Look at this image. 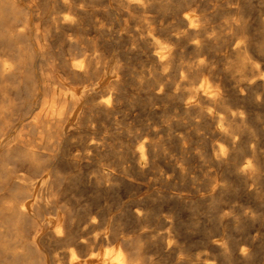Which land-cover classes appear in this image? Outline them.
Masks as SVG:
<instances>
[{
  "label": "bare ground",
  "instance_id": "obj_1",
  "mask_svg": "<svg viewBox=\"0 0 264 264\" xmlns=\"http://www.w3.org/2000/svg\"><path fill=\"white\" fill-rule=\"evenodd\" d=\"M151 1L126 0V10L121 9V13L134 16L145 14L152 6L155 7ZM233 6H237V3ZM88 9L80 0H0V84L6 86L8 83L22 82L30 101L41 99L40 110L33 112V115H24L20 118L18 126L22 129L20 133L12 136V139L6 140L0 127V135L4 138L0 143V177L1 179L4 176L11 177L10 174L14 173L12 181L18 184L24 181L13 189L11 196L0 197V213L3 215L0 226L5 227L7 235H14L13 239L0 241V252H3L1 260L5 263L49 264L41 254L34 255L35 252H39L38 242L48 246L70 243L69 264H147L149 258L141 251L143 245L158 250L165 247L170 250L175 248L171 234L173 230L155 237L149 231L141 232L137 236L131 234L128 228H140L150 218V214L141 207L129 208L123 213L126 227L109 218L106 213L102 211L94 213L91 209H85L79 219L73 222L71 209L62 204L61 195L59 196L61 193L58 184L64 177L59 175L56 167L61 164L68 165L69 168L72 166L73 169L96 166L97 173L93 181L99 187L120 188L130 184L149 188L152 182L150 178L148 182L145 181L146 177L155 173L163 154L161 145L149 136L157 133L153 129H149L147 135H137L138 148L131 150L130 145L126 146L117 160L110 164L103 161L106 152L102 148L103 141L96 138L88 143L86 152L73 153L70 147L67 149L62 147L63 150L60 152L58 143L71 135L72 130L78 131L85 123L89 112L110 117L121 106L118 105V101L124 67L119 62L113 64L104 62L105 55L104 57L98 55L91 49V42L87 36H83L85 24L91 16V10ZM106 9L102 11L105 18L110 20L113 13ZM190 9L192 11L194 8ZM119 12L117 13L120 14ZM177 16L176 14V18ZM235 20L226 25L231 29H238L239 24ZM207 22L205 17L194 18L185 11L180 18L179 30L174 29L175 33L167 32L170 44L165 45H163L165 41L163 43L159 41L160 34H157L159 28L154 24L143 27L139 32L140 36H144L140 42L138 41L140 53L149 54L153 51L146 60H143L148 66V77L142 86L147 88L145 98L172 103L175 113L180 116V119L174 121L180 127L174 131L175 133L170 132L174 140L181 143L187 136L188 141H191L189 138L196 134L201 141L200 149L193 153V158L201 163L199 166L187 167L179 164L177 159H169L168 166L174 174L171 176L165 171L155 179V182L163 184L164 195L169 201L184 203L192 208L207 202L216 206L221 212L218 226L223 237H215L211 243L212 247L223 260L232 259L234 255L235 258L246 260L253 240L251 225L254 215L251 208L231 206V197H235L234 195L259 199L263 197L264 174L261 172L263 154L252 145V139L259 131L251 130V143L249 134L243 133L248 129L247 123L250 120L253 122L252 119L257 117V114L237 111L234 105L251 104V108L264 106V103L256 100L257 92L264 90V73L260 68V65L264 64V45H249L250 41L234 42L228 36L230 34L225 41H215L209 36L210 27ZM106 23L101 27L95 26L103 35L116 34L121 39L123 35L119 31L121 24ZM262 25L264 26V21ZM127 35L126 38L131 34ZM53 40H60L62 48L68 47L70 56L58 64H52L49 70L45 67L50 66L49 63L52 62L49 51L51 44L48 46V42ZM171 41L179 48L174 49L175 44ZM93 43L95 44V41ZM184 44L189 45L192 56L188 55L189 51L186 52V48L184 51L181 50ZM220 53L223 58L232 61L231 69L218 78L220 82H225L222 91L218 92L213 88L217 77L208 61ZM252 53H256L258 59H254ZM36 58L40 59L43 70L36 68ZM237 68H243V73L235 74ZM45 70L52 71L59 77L63 75L64 78L59 81V85L54 86L56 78ZM40 77L43 83L40 89L42 93L38 91ZM66 80H71L77 86L66 87ZM0 97V103L7 108L5 104L10 102L8 96L3 92ZM175 99L176 101H173ZM2 110L0 109L1 113ZM258 122L260 124L257 129L264 134V121L260 119ZM170 124L167 127L168 131L171 129ZM25 129L33 130L36 138L28 139L21 132ZM207 133L209 137L206 136ZM87 136L88 134H84L81 137L82 141H85ZM213 137L218 138V141L211 142ZM14 141H17L16 146L13 145ZM9 165H14L13 169L9 168ZM176 176L183 180L184 189L175 186L179 185L175 180ZM164 222L171 225L170 229L173 227L172 217L164 218ZM233 229L242 236L241 241L248 244L241 246L240 252L234 255ZM166 238L169 240L166 241ZM242 242H238V245ZM111 244L116 246L109 248ZM103 246L105 250L94 254ZM82 254H87L89 258L86 257V260L82 261L80 259ZM200 264H214V261L205 259Z\"/></svg>",
  "mask_w": 264,
  "mask_h": 264
},
{
  "label": "rangeland",
  "instance_id": "obj_2",
  "mask_svg": "<svg viewBox=\"0 0 264 264\" xmlns=\"http://www.w3.org/2000/svg\"><path fill=\"white\" fill-rule=\"evenodd\" d=\"M152 1L151 2L154 4L155 7L152 6L153 8L151 7L148 10L147 13L149 15L145 13L142 15L134 16L129 13H121V9L124 8L126 10V0H104V2L100 0H80V3L85 6V8H89L88 10H91V16L85 24L86 30L84 29L83 34V36H87V39H89V41L91 42V49L95 51L98 55H103V57L105 55V59L103 58V61L105 60L104 62H108L109 64L119 62L124 67L122 69V86L124 89L122 88V86L119 89V93H121L123 96L120 94V101H118V105L121 106L113 116L108 117L100 113L94 114L96 112H93L92 114V112H89L86 116L85 123L78 129V131L72 130L71 135H68L64 138V140L61 141V143H58V147L60 145L59 148H61L60 152L63 150V148L67 149L69 147L72 148L73 153L77 151L86 152L88 143L93 138L99 139L100 141H103L102 148L106 151L103 155V158H105L103 159V161L107 164H110L117 160L119 154L126 148V146L130 145L131 150L138 148L139 141L137 142L136 140L137 135H147L149 129L156 130L157 133L155 135L149 136H152L153 141L161 145V150L163 151V154L157 164L155 173H151L149 174V176L146 177L145 181L148 182L150 178L152 185L149 188L131 186L130 184H125L123 185V187L121 186L120 188L99 187L93 181V177L97 173L96 166H83L82 168L75 167V169H73L74 167L72 166H70L69 168L68 165L61 164L57 166L56 169L59 175L64 177L58 184V189H60L59 193H61L59 194V196L61 195L60 198L62 199V204H66L67 207L71 209V219L73 220V222H76L79 219L80 215L85 209H91L94 213L101 211L106 213L109 218L114 219L118 224L123 227L127 226L125 224V218L123 217V213H125V211L129 208L131 209L141 207V209L150 214V218L140 228H128L131 234L133 236H137L141 232L149 231V233H151V235L155 237L169 230H173L171 234L173 235L172 240L175 246V248L171 249V251L166 247L162 250H158L152 246L143 245L141 247V251H143L149 258V262L147 264H200V262L205 259H212L214 261V264H264V192L263 197L260 199L248 198L244 195H234L235 197H231V206L236 205L245 209L251 208V212L254 215V221L251 225L253 240H251V251L249 252V257L246 260L241 258H235L234 254L240 252L241 246L248 244L247 242H242V236L238 235L237 231H234L233 229L232 231L233 238L235 239V247L233 248L232 254L234 256H232V259L223 260L219 255L218 251L214 250L211 244L215 237H223V235L219 233L220 230L218 226V221L221 212L218 210V208L210 204L209 202L205 204H200L196 208H192L184 203H175L169 201V199H167L164 195L165 187L163 186V184L155 182V179L161 173H165V171H167L171 176L172 174H174L171 168L168 166L169 159H177L179 164H183L187 167H197V165L199 166L201 163L199 162V160L196 161L193 158V153L195 151L197 152L200 149L201 141L199 136H196V134L192 138H189V140L191 141H188V137L185 136V140L183 141L184 143H179L178 141L174 140L172 137V133L170 132L177 131V128L180 127L177 123L174 122L177 119H180V116H177V114L175 113V109L171 105L172 103L170 101L161 102L159 100H156L154 98L152 99L149 97L145 98L147 97V95L145 96V94H147V88H142V86L144 84L145 78L148 77V66H146V61L143 60H146L150 56V54L153 53V51L149 54H142L140 53L138 46L140 39L144 37L143 35L140 36L139 32L142 31L143 27L153 26V24L155 27L159 28V31L157 32V34H160L158 35L159 41L161 43L165 41L163 45L170 44V39H167V32L170 31L171 33H175L179 30L180 18L185 11H188L191 15H193L194 18L205 17V22L208 21L207 23L210 27L209 36L215 41H225L226 38L228 39L230 37L233 39V41H240L242 43H247L250 41V43H248L249 45H264V26L262 25V21H264V0ZM236 3L237 6H233L236 5ZM191 7L194 8L192 9V11L190 9ZM106 8L113 13L111 14L110 20H107L105 18L106 16L102 11ZM93 9H95L96 12L93 11ZM221 9L223 11H221ZM117 12H119L120 14H118ZM176 14L178 15L177 18ZM152 17H154L155 20ZM125 19L127 22L125 21ZM94 20H96V22ZM131 20L134 22V24ZM232 20L238 22V29H231L229 25H226V23ZM105 23L108 25L109 23L121 24L119 31L121 32V34L123 33L122 38L120 39V36H116V34L103 35L102 33H100L96 26L101 27ZM126 23L132 26L128 24L126 25ZM93 25L94 28H92ZM157 25H159L160 27H158ZM44 28L45 26L43 25V29ZM225 31L227 34L225 33ZM127 34L131 35L126 38L125 36H128ZM137 37L139 38V40ZM55 41L56 40H53L52 42L50 41V43L48 42V46L51 44L49 47V51L52 56V62L50 61V66L45 65V67L49 68V70L52 64H58L66 57L70 56L68 47L62 48L60 40L56 42ZM94 41L95 44L93 43ZM251 41H253V43H251ZM122 44H124L125 47ZM173 44H175V42H173ZM177 48L179 47L175 44L174 49ZM181 48V50L183 51L186 48L185 51H189L188 55H190L191 50L188 44H184V46H182ZM101 49H103L102 53ZM221 53L219 55H216V58L215 56H212L208 61L212 65L211 67L213 68L214 73L217 77V82H215L214 85L217 84L215 86L219 87L220 90H217L214 85L213 88L218 92L222 91L225 84V82L223 81L220 82L218 78L224 76V73L231 69L230 63L232 61L231 59L223 58ZM252 55L254 59H258V55L256 53H252ZM107 56L109 57V60L107 59ZM35 66L38 70H43V65L39 58L35 59ZM260 66L262 72L264 73V64ZM49 70H45V72L48 71V74L51 72L50 75L52 74L51 76L56 78L53 85H59V81L61 79L63 80L64 76L61 75L59 77L57 74ZM243 71V68H237L234 73H243ZM66 81V87L77 86L71 80ZM21 83L12 82L8 83L6 86H2L0 84V96L3 92H5L10 100L9 104H5L7 108L3 107V104L0 103V109H3V113L0 112V127L3 129L2 133L5 134L6 140L12 139L17 133H20L22 127L18 126V121L22 116L33 115V112L35 113L41 108V105L39 104L41 99H32V101H30L26 95L24 83ZM42 84L43 83L40 77L38 79V91L41 93L42 91H40V89ZM259 91L262 92L259 93ZM259 91L256 94V100L263 104L264 90ZM173 101H176V99ZM240 104L241 105H234V109H236L237 111H245L247 114H257V117H253V122H251L250 120L247 123L248 129L243 133L245 135L249 134L251 143V130H254L256 132L259 131V133H257L256 136L253 137L252 145L263 154V165L261 166V172L262 174H264V134L262 133L263 131L260 132V129H257L260 124V122L258 121L260 119L264 121V106H257L251 108V104ZM156 109H160L162 111L157 112ZM169 124L171 126V129L168 131L167 127L169 126ZM21 132L26 135L28 139L36 138L33 130L25 129ZM261 133L263 136L261 135ZM84 134H88V136L87 138H85V141H82L81 137ZM206 136L209 137V134L207 133ZM3 139V136L0 135V143H2ZM217 141L218 138L213 137L211 142L215 143ZM16 142L17 141L13 142L14 146H16ZM185 147L189 150H187ZM13 166L14 165H9V168L13 169ZM10 175L13 178L14 173H11ZM83 176L85 177V179ZM11 177L4 176L2 179L0 177V197L3 195H5V197L11 196L13 189H16L18 185L20 186L22 183H24V181H20L18 184L17 182L12 181ZM175 180L177 181V183H179V185L175 186L184 189L183 180L181 178H178L177 176ZM107 188L109 191L107 190ZM103 189H105L106 191ZM168 217L173 218L172 226L174 228L172 227L170 229L169 227L171 225L164 222V218ZM2 220L3 215L0 213V224L2 223ZM4 232L5 227L0 226V241L4 239L10 240L14 238V235H7L8 232H5V234ZM168 240L169 238H166V241ZM238 242L242 243L238 245ZM37 245V250L39 252H35L34 255L41 254L44 257V260L49 261V264H69L71 251L70 243L53 244L48 246L45 245L43 242H38ZM114 246H116V244H111L109 248H112ZM13 249L14 246H12L11 250ZM105 249V246H103V248L98 249L96 252H94V254L100 253ZM0 253V264H10L5 263L3 260H1L3 252ZM86 255L87 254L80 255V259L84 261L86 260V257L89 258V256Z\"/></svg>",
  "mask_w": 264,
  "mask_h": 264
}]
</instances>
